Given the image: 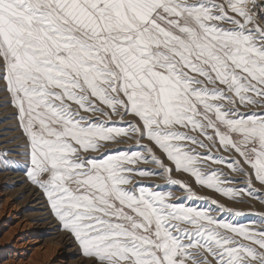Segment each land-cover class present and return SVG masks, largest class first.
I'll list each match as a JSON object with an SVG mask.
<instances>
[{
	"label": "snow or ice",
	"instance_id": "snow-or-ice-1",
	"mask_svg": "<svg viewBox=\"0 0 264 264\" xmlns=\"http://www.w3.org/2000/svg\"><path fill=\"white\" fill-rule=\"evenodd\" d=\"M0 74L25 139L0 171L22 167L87 264H264V213L184 202L264 189V0H0Z\"/></svg>",
	"mask_w": 264,
	"mask_h": 264
},
{
	"label": "rangeland",
	"instance_id": "rangeland-1",
	"mask_svg": "<svg viewBox=\"0 0 264 264\" xmlns=\"http://www.w3.org/2000/svg\"><path fill=\"white\" fill-rule=\"evenodd\" d=\"M0 76H2V74H0ZM15 112L16 110L10 104V96L5 90V83L3 79L0 78V150L3 148H15L16 152L23 153L25 139L18 126ZM126 119H130V117H126ZM7 141H12V143H7ZM16 145H20V147L16 148ZM131 145H134V141H127L125 144L120 145L114 144L110 145V147L113 150H125ZM133 150L137 149L134 148ZM13 158L21 159L22 157L13 154ZM141 167L155 168V166L151 164L141 165ZM225 171L227 170L225 169ZM173 175L177 179L185 180L190 183L192 182L190 178L184 174L174 173ZM140 179L144 186L153 187L155 190L172 191L178 197L187 196V193L180 189L179 186L168 184L159 176ZM156 185H160V187L156 188ZM233 186L239 188L245 187L243 178H236V182ZM255 187L261 188L258 184H256ZM193 189L199 196L207 197L208 199H185L184 202L186 204L215 210L217 205H212L211 200L216 199L220 204L225 206V209L232 210L219 213L214 212L218 218L245 225L253 221H255L257 225L261 223L259 214L264 213V203L261 202L264 200V189H261V191L256 194L259 197L258 199L245 196L242 199L238 198L236 200H229L210 189L202 188L194 183ZM0 193L3 195L2 203L6 200L8 201V210L13 208L14 211H18L23 216V222L29 224L22 234L24 235V239H26L25 241H27L29 237H31L30 239L33 241L30 242V244L26 243L23 249L32 252L36 249L41 252V254L34 257L35 259L26 264H64L63 262L87 264L86 259L82 256L74 239L60 230V226L51 214L45 197L37 188L27 181L22 167L18 170L0 171ZM235 212H242L244 215L235 216ZM34 234H37V237H35ZM0 237H2V235H0ZM55 242L59 243L55 246ZM48 249L54 250L55 253L53 254L51 252L49 255L46 254L44 251ZM68 250H72V252ZM32 252H29V255H31Z\"/></svg>",
	"mask_w": 264,
	"mask_h": 264
},
{
	"label": "bare ground",
	"instance_id": "bare-ground-1",
	"mask_svg": "<svg viewBox=\"0 0 264 264\" xmlns=\"http://www.w3.org/2000/svg\"><path fill=\"white\" fill-rule=\"evenodd\" d=\"M2 196L3 195L0 193V235H2V237H0V264H26L35 259L34 257L41 254V252L36 249H34L33 252L23 249L26 243L30 244V242L33 241L30 239L31 237L25 241L26 239H24V235L22 234L29 224L23 222V216L18 211H14L13 208L8 210V201L6 200L2 203ZM34 236L37 237V234H34ZM58 243L55 242L54 245L56 246ZM68 251L72 252V250ZM29 252H32V254L29 255ZM44 252L48 255L51 252L53 254L55 253L54 250L50 249ZM63 263L71 264V262Z\"/></svg>",
	"mask_w": 264,
	"mask_h": 264
}]
</instances>
